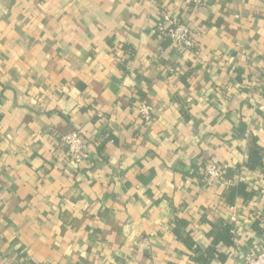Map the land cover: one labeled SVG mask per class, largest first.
Returning <instances> with one entry per match:
<instances>
[{"label": "crops", "instance_id": "1", "mask_svg": "<svg viewBox=\"0 0 264 264\" xmlns=\"http://www.w3.org/2000/svg\"><path fill=\"white\" fill-rule=\"evenodd\" d=\"M201 3L0 0V264H247L264 250V167H248L264 148V0ZM167 13L196 51L156 33ZM77 131L81 162L57 138Z\"/></svg>", "mask_w": 264, "mask_h": 264}, {"label": "built area", "instance_id": "2", "mask_svg": "<svg viewBox=\"0 0 264 264\" xmlns=\"http://www.w3.org/2000/svg\"><path fill=\"white\" fill-rule=\"evenodd\" d=\"M188 5L200 6L201 0H184ZM156 33L167 44L170 49L196 51V36L190 27L178 18L165 14L163 20L157 25ZM141 115L146 122L152 120V115L148 107H142ZM59 144L66 149L67 153L77 162H81L85 156L86 142L80 132H72L57 136ZM206 184L212 186L223 180L221 169L218 165L210 163L205 169ZM3 185L0 182V194ZM247 264H264V250L256 255L247 257Z\"/></svg>", "mask_w": 264, "mask_h": 264}, {"label": "trees", "instance_id": "3", "mask_svg": "<svg viewBox=\"0 0 264 264\" xmlns=\"http://www.w3.org/2000/svg\"><path fill=\"white\" fill-rule=\"evenodd\" d=\"M258 166L264 167V148L253 142L250 145L248 167L251 169H255ZM238 188L241 193L244 191L243 186H239ZM235 193L236 189H231L229 194L231 196ZM219 241L226 244L230 243V234L228 229H224L218 232L215 242L217 243Z\"/></svg>", "mask_w": 264, "mask_h": 264}]
</instances>
